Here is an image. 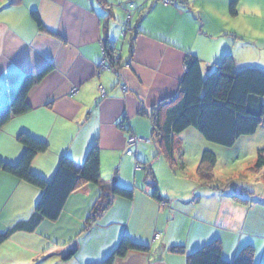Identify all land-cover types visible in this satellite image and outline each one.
Wrapping results in <instances>:
<instances>
[{
	"label": "crops",
	"instance_id": "crops-1",
	"mask_svg": "<svg viewBox=\"0 0 264 264\" xmlns=\"http://www.w3.org/2000/svg\"><path fill=\"white\" fill-rule=\"evenodd\" d=\"M229 1L0 0V112L10 106L25 75L50 66L27 94L30 108L0 128V160H19L24 146L17 136L24 132L48 146L30 165L40 177L50 179L63 155L83 160L93 143L100 149L101 173L99 184L84 183L68 196L56 220L15 231L0 245V264L98 263L124 235L148 248L130 250L112 264H187L188 253L213 240L220 241L225 261L251 246L254 264H264L262 174L254 172L257 183L241 188L245 201L233 197L240 194L236 172L223 176L215 170L216 178L228 183L204 185L194 171L197 163L189 170L186 163L171 168L151 139L150 119L141 114L175 95L187 56L196 57L203 72L226 55L236 69L264 70V0H239L235 16ZM127 14L131 32L122 35ZM104 41L115 51L113 69H100ZM257 131L244 136L245 142L261 134ZM186 132L195 134L187 128L174 137L176 143ZM129 133L143 139L134 156L125 153ZM261 146L253 147L255 155ZM173 157L175 163L181 160ZM253 163L242 164L243 172ZM152 180L162 203L151 195ZM113 183L132 188V198L112 197L88 222ZM39 195V188L0 172V232L28 219ZM172 246L183 251H171ZM73 248V256L63 259Z\"/></svg>",
	"mask_w": 264,
	"mask_h": 264
},
{
	"label": "trees",
	"instance_id": "trees-1",
	"mask_svg": "<svg viewBox=\"0 0 264 264\" xmlns=\"http://www.w3.org/2000/svg\"><path fill=\"white\" fill-rule=\"evenodd\" d=\"M238 2L239 0L229 1L230 15H236ZM33 18L40 27V21L35 13H33ZM122 28L123 33L121 34L124 35L128 27ZM103 47L107 67L113 69L115 51L105 41ZM184 67V74L175 95L161 100L147 113L141 112L150 119L152 141L173 169L178 166L173 157L176 145L174 137L187 128L196 129L205 140L224 147H233L238 139L253 135L260 126L264 131V70L255 66L236 69L231 55L224 56L220 64L208 69L207 72L202 71L200 61L194 56L185 58ZM49 69L50 66H46L35 75L23 77L10 106L0 112V128L12 116L21 114L30 108L26 101L27 94ZM17 140L24 146L22 155L14 164L0 160V172L10 174L39 188L40 195L28 219L18 221L4 232H0V245L17 230L32 231L42 219L56 220L68 196L74 190L84 183L97 185L101 178L100 149L96 143L90 146L85 158L81 161L67 155L61 156L51 178L44 179L33 173L30 165L36 154L47 150V144L24 132L18 134ZM137 146L131 147L133 152ZM127 148L129 146L126 145L125 153ZM129 156H134V154ZM135 163L137 167H146L137 161ZM179 163V166L184 164L181 160ZM216 163L217 157L212 151H202L197 162L196 175L204 185L219 187L228 183L227 181L223 183L216 178ZM148 170L145 168L150 176ZM248 171L260 173L264 177V145L257 149L254 163ZM148 185L151 186L152 197L162 203L163 199L158 195L155 182L148 181ZM239 192L240 194H233L234 199L245 201V195ZM247 193L249 192L245 194ZM114 196L131 199L133 190L113 183L110 193L102 196L101 200L93 206L92 215L87 221L90 222L105 210ZM147 248L146 245L135 243L124 235L105 259L93 264H112L114 258L123 256L130 250L145 251ZM171 251H183V247L172 246ZM74 252L75 248L70 249L63 259L72 257ZM187 264H254L253 248L251 246L241 248L231 261H225L221 256L220 241L213 240L188 253Z\"/></svg>",
	"mask_w": 264,
	"mask_h": 264
},
{
	"label": "rangeland",
	"instance_id": "rangeland-1",
	"mask_svg": "<svg viewBox=\"0 0 264 264\" xmlns=\"http://www.w3.org/2000/svg\"><path fill=\"white\" fill-rule=\"evenodd\" d=\"M123 37V36H122ZM125 38V37H123ZM125 41V40H124ZM260 126L258 128L255 138L252 140V142H245L248 141L247 138H243L242 142H239L240 144L236 145L235 147H224L212 142H209L205 140L194 128H189V131H194L195 134H188L187 132L184 133L179 139V142L176 143L174 146V153L176 156L179 155V158L182 160L183 163L187 164L188 170L190 168H193L195 164L197 163L198 156L202 153L203 150H210L212 151L216 157H217V163H216V173L225 175V172H236L235 174L236 178V190L241 191V188L244 187V185L248 186L249 182L252 180V182L255 184V176L258 178L257 175L254 173H250L248 171L243 172V168L241 167L242 164H252L254 161L253 156H255L253 147L260 143L262 146L264 145V132L261 129ZM263 139H261V137ZM245 139V140H244ZM211 148V149H210ZM179 160H178V166H176L179 169ZM245 165V166H246ZM197 166V165H196ZM196 166L194 168V171L196 169ZM124 168V167H123ZM242 168V169H241ZM241 175H239V173ZM250 173L251 175H249ZM111 178H116L115 175H112ZM249 179V180H248ZM262 181H264V177L261 178ZM246 181V182H245ZM234 183V181H233ZM246 183V184H245ZM164 187V185H163ZM127 188V187H126ZM232 192L234 190L231 189ZM235 193V192H234ZM242 193H244L242 191ZM237 194V193H235ZM245 197H248L245 195Z\"/></svg>",
	"mask_w": 264,
	"mask_h": 264
},
{
	"label": "built area",
	"instance_id": "built-area-1",
	"mask_svg": "<svg viewBox=\"0 0 264 264\" xmlns=\"http://www.w3.org/2000/svg\"><path fill=\"white\" fill-rule=\"evenodd\" d=\"M165 1H167V0H165ZM129 24V14H127V16H126V21L124 22V24H122L123 25V27L124 28H126V27H128L127 25ZM123 33V32H122ZM102 49H103V51H104V47L102 46ZM104 53V52H103ZM108 67H107V64H106V59L104 58V60L102 61V63H101V66H100V69L101 70H104V69H107ZM122 88L124 89L125 88V86H122ZM99 90H100V97H104V95H105V92H104V90H103V88L102 87H99ZM143 139H141V138H139L138 136H136L135 134H133V133H129L128 134V136H127V139H126V145L127 146H129V148H127L126 149V154H128V155H133L134 154V152H133V149H131V147L132 146H137V144L139 143V142H141ZM138 165L136 164V167H137Z\"/></svg>",
	"mask_w": 264,
	"mask_h": 264
}]
</instances>
